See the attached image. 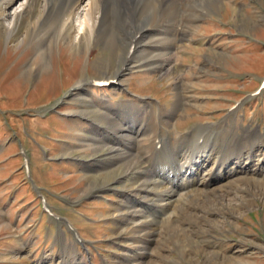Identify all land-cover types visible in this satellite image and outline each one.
Listing matches in <instances>:
<instances>
[{
    "label": "rangeland",
    "instance_id": "rangeland-1",
    "mask_svg": "<svg viewBox=\"0 0 264 264\" xmlns=\"http://www.w3.org/2000/svg\"><path fill=\"white\" fill-rule=\"evenodd\" d=\"M24 2L0 4V264H130L120 255L126 239L137 238L131 222L139 181H123L129 167L121 160L128 143L148 154L153 135L117 144L112 138L131 126L132 107L144 119L152 111L159 115L156 131L164 152L169 145L175 150L194 144L204 127L220 137L219 152L249 141L264 145L258 136H264V92L251 96L264 77V0H222L216 13L186 20L187 27L182 23L168 33L164 25H153L124 71L133 33L115 42V52L108 49L109 39L88 49L73 46L69 35L76 33L65 25L48 26L43 13L15 27L11 16ZM171 36L175 41L168 48ZM168 50L185 53L179 71L166 70L173 65L164 56ZM92 80L119 85L96 88L89 86ZM119 104L124 108L115 116ZM105 114L111 116L107 121ZM259 148L255 156L264 155ZM22 149L31 181L22 169ZM161 158L137 174L159 175L169 167ZM263 160L256 159L258 169L251 165L252 176L234 179L243 184L228 187L222 204L215 199L195 208L183 237L174 238L161 218L145 264H264V188L254 182H264L254 176L264 173ZM24 178L22 195L18 187ZM35 186L52 211L77 230L82 244L64 220L42 212Z\"/></svg>",
    "mask_w": 264,
    "mask_h": 264
},
{
    "label": "bare ground",
    "instance_id": "bare-ground-1",
    "mask_svg": "<svg viewBox=\"0 0 264 264\" xmlns=\"http://www.w3.org/2000/svg\"><path fill=\"white\" fill-rule=\"evenodd\" d=\"M17 1L0 0V4L5 8H10ZM84 1L25 0L22 9L15 12L11 19L14 21V26L17 27L20 22H31L43 13L45 14L44 21L48 26L65 25L70 34L76 33L75 38L69 35V39L74 40L73 46L80 47L84 44L85 47L82 48L88 49L100 44V40L106 44L109 39L108 49L113 52L116 50L115 42L118 39L122 38L124 34L133 33L131 37H127L129 49L123 58L122 70L124 71L126 65L128 66L131 61V56L136 53L135 48L147 37V32L153 25H164L167 28L165 33H168L169 28H171L170 31H173L178 25L187 23L186 20L189 23L191 20L211 16L217 12L218 5L222 2V0H86L87 3L82 5ZM146 27H148L147 30H145ZM2 29L10 30L4 26ZM174 41V37L171 36L167 39L169 44L166 47L169 48ZM149 44L152 42L147 43V45ZM184 54V52L172 54L169 50L164 53L167 60L173 64L166 70L170 73H172L171 70L179 71L181 57ZM41 57L43 56L41 55ZM42 67L44 65H41L40 68ZM178 100L177 98L174 105L176 107L180 104ZM122 108L124 105L119 104L112 113L115 116H121ZM146 109L147 107L143 109L144 112ZM130 112L128 123H131V126L124 129L126 132L121 131L125 133L122 136L114 135L112 142L115 141L117 144L125 137L134 140L138 135L141 138L146 135L153 136L150 138L149 145L146 146L148 154H144L145 148H129L130 143H128L123 149L125 157L122 160L121 156L116 158V161L120 159L126 167H129V170L124 174L125 180L123 181L125 183L132 180L139 181L136 191H134V193L136 192L134 195H137L138 198L132 201L134 217L131 222V225L135 227L134 234H137V238L126 239V243L122 246L123 254L120 257L131 262L130 264H145L144 260L151 257L152 254L148 253L147 249L156 238L157 234H154V229L158 228L159 220L164 219L162 221L163 228L171 232L174 238L183 237L185 235L183 227L185 220L192 216V211L195 208L205 207L215 199L222 204L225 201L224 194L228 195L226 192L228 187L243 184L240 180H234L236 177L252 176L249 165L254 160L251 159L250 153L254 158V150L261 146L258 145V142L251 143L249 141L239 143L238 148H235L233 152H230L231 150L219 152L216 141L220 137H216V133L210 131V128L204 127L200 130L194 144L181 143L175 147V150L169 145L168 150L164 152V139L160 132L156 131L161 126V122L157 121L159 115L152 111L151 114H145L144 119L139 115L143 114L141 110L135 111L131 107ZM104 116L106 121L108 117H111L108 114ZM165 118L167 119V116ZM210 140H214L212 144H210ZM116 148L113 147L112 150L115 152ZM156 157H162L161 160L169 165L170 170L164 167L158 170L159 175L142 179L143 174L140 172L137 174V170L148 167ZM254 165L258 169L259 163ZM245 166H248V169ZM254 176H261L264 179V173L254 172ZM254 182L264 188V182ZM247 183H251V181H247Z\"/></svg>",
    "mask_w": 264,
    "mask_h": 264
},
{
    "label": "crops",
    "instance_id": "crops-1",
    "mask_svg": "<svg viewBox=\"0 0 264 264\" xmlns=\"http://www.w3.org/2000/svg\"><path fill=\"white\" fill-rule=\"evenodd\" d=\"M21 183H22V182H21ZM18 188H19V189H18V194H20V192H21V194L24 195V194H25V190H24V185H23V183H22V185H19ZM29 194H30V192H27L26 195H29Z\"/></svg>",
    "mask_w": 264,
    "mask_h": 264
}]
</instances>
